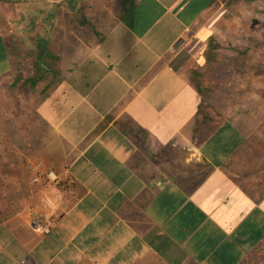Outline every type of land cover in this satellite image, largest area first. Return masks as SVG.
<instances>
[{"label": "crops", "instance_id": "crops-1", "mask_svg": "<svg viewBox=\"0 0 264 264\" xmlns=\"http://www.w3.org/2000/svg\"><path fill=\"white\" fill-rule=\"evenodd\" d=\"M128 1L0 0V190L22 191L0 202V264L264 252V170L251 172L238 123L202 118L188 73L193 28L218 0ZM36 163L74 195L34 183ZM31 213L54 229L34 232Z\"/></svg>", "mask_w": 264, "mask_h": 264}, {"label": "rangeland", "instance_id": "rangeland-1", "mask_svg": "<svg viewBox=\"0 0 264 264\" xmlns=\"http://www.w3.org/2000/svg\"><path fill=\"white\" fill-rule=\"evenodd\" d=\"M193 32L199 64L188 73L206 104L202 118L238 123L249 135L251 172L264 170V0H218ZM8 196L22 198V191L0 190V202ZM250 264H264V252Z\"/></svg>", "mask_w": 264, "mask_h": 264}, {"label": "built area", "instance_id": "built-area-1", "mask_svg": "<svg viewBox=\"0 0 264 264\" xmlns=\"http://www.w3.org/2000/svg\"><path fill=\"white\" fill-rule=\"evenodd\" d=\"M33 182L55 188L63 195H74V180L53 170H47L42 163H36L30 168ZM30 228L39 234H46L55 227V221L46 217L33 214L29 215Z\"/></svg>", "mask_w": 264, "mask_h": 264}, {"label": "water", "instance_id": "water-1", "mask_svg": "<svg viewBox=\"0 0 264 264\" xmlns=\"http://www.w3.org/2000/svg\"><path fill=\"white\" fill-rule=\"evenodd\" d=\"M182 42H183L182 40H179L178 43L176 44L175 48L176 49L179 48V46L182 44Z\"/></svg>", "mask_w": 264, "mask_h": 264}]
</instances>
